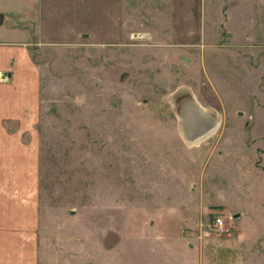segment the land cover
<instances>
[{
    "label": "rangeland",
    "instance_id": "obj_1",
    "mask_svg": "<svg viewBox=\"0 0 264 264\" xmlns=\"http://www.w3.org/2000/svg\"><path fill=\"white\" fill-rule=\"evenodd\" d=\"M0 13L2 37L29 30L39 74L48 264H187L228 242L264 264V0H0Z\"/></svg>",
    "mask_w": 264,
    "mask_h": 264
},
{
    "label": "crops",
    "instance_id": "obj_2",
    "mask_svg": "<svg viewBox=\"0 0 264 264\" xmlns=\"http://www.w3.org/2000/svg\"><path fill=\"white\" fill-rule=\"evenodd\" d=\"M17 30L19 37L0 35V71L8 77L0 83V264H48L33 213L32 143L39 74L29 49V30ZM37 241L40 251L34 255ZM209 244H201L197 252L190 243L187 249L179 245L188 255L198 254L199 260L187 264H243L232 243Z\"/></svg>",
    "mask_w": 264,
    "mask_h": 264
},
{
    "label": "built area",
    "instance_id": "obj_3",
    "mask_svg": "<svg viewBox=\"0 0 264 264\" xmlns=\"http://www.w3.org/2000/svg\"><path fill=\"white\" fill-rule=\"evenodd\" d=\"M7 79L8 77L0 71V83L5 82ZM213 225L217 230H222L224 228V221L220 217H217L213 221Z\"/></svg>",
    "mask_w": 264,
    "mask_h": 264
},
{
    "label": "water",
    "instance_id": "obj_4",
    "mask_svg": "<svg viewBox=\"0 0 264 264\" xmlns=\"http://www.w3.org/2000/svg\"><path fill=\"white\" fill-rule=\"evenodd\" d=\"M4 22V15L0 13V25H2Z\"/></svg>",
    "mask_w": 264,
    "mask_h": 264
},
{
    "label": "bare ground",
    "instance_id": "obj_5",
    "mask_svg": "<svg viewBox=\"0 0 264 264\" xmlns=\"http://www.w3.org/2000/svg\"><path fill=\"white\" fill-rule=\"evenodd\" d=\"M182 137V136H181Z\"/></svg>",
    "mask_w": 264,
    "mask_h": 264
}]
</instances>
